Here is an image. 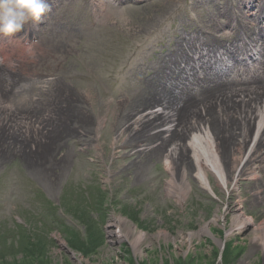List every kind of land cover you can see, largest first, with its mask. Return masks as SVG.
<instances>
[{"label":"rangeland","instance_id":"rangeland-1","mask_svg":"<svg viewBox=\"0 0 264 264\" xmlns=\"http://www.w3.org/2000/svg\"><path fill=\"white\" fill-rule=\"evenodd\" d=\"M207 1L152 0L122 8L106 4L107 10L87 35L48 38L34 50H15H20L21 67L9 75L17 80L8 106L0 103L4 111L0 119L7 113L22 118L25 111L42 109V103L51 98L46 95L58 86L73 98L78 115L94 127L104 117V124L96 134L100 149L94 147L95 131L86 133L89 139L75 133L60 140L48 152L53 157L48 162L51 168L45 165L47 173L28 164L34 145L32 151L26 150L27 160L16 154V146L31 136L32 128L33 140L46 133L42 127L29 121L27 129L20 128V122L14 136H0V264H264V252L253 240L254 231L264 224V201H251L257 187L264 191L262 175L255 188L241 178L238 184L228 183V192L209 177L214 197L190 173V189L178 203L165 193L169 175L160 158L138 159L124 144H114L121 111L134 101L143 102L139 74L143 77L147 69L154 71L158 66L154 47L182 29L183 14L191 10L195 16L204 12L209 16L216 3L224 2L214 0L210 5ZM88 2L79 0L76 10L87 8ZM94 12L97 16L100 10ZM111 42L113 48L97 56L96 49ZM31 117L49 119L44 111ZM38 155L33 161L44 165L47 153ZM61 160H65L62 166ZM261 168L263 174L264 164ZM238 205L253 225L225 239ZM215 215L223 218L212 224ZM116 218L127 220L136 233L144 235L139 254L134 253L130 239L118 242L108 237L110 226L114 231L119 227L114 225ZM205 224H210L215 240L197 234ZM190 234L195 237L187 242Z\"/></svg>","mask_w":264,"mask_h":264},{"label":"bare ground","instance_id":"bare-ground-1","mask_svg":"<svg viewBox=\"0 0 264 264\" xmlns=\"http://www.w3.org/2000/svg\"><path fill=\"white\" fill-rule=\"evenodd\" d=\"M186 43L188 46L185 53H192L194 56L191 62L193 64L198 62L201 67L208 66L206 60L209 57L216 56L218 59L221 55L213 49L202 51L203 44L199 39H191ZM6 57L9 58V54ZM10 62H14V59ZM10 70L6 68L2 73L0 69V73H9ZM172 76L177 81L181 77L180 74ZM5 79L3 76L0 78V89L4 96L10 94L8 81ZM185 82L188 80L183 79L179 84L181 87L176 88L178 92H174L166 88H156L150 80L140 81L142 88L139 91L143 94L141 96L144 98L143 102L134 101L127 111L124 113L121 111L114 144H124L130 154H137L138 159L143 157L142 160L150 161L160 158L169 175L165 193L178 203L184 201L190 189L189 178L192 177L202 189L214 197L215 192L209 177H212L217 187L225 192H228V183L238 184L241 178H245L248 185L255 188L264 177L261 168L264 164V85L256 82L241 85L238 78H233L221 86H212L209 89L218 90L216 94L199 95L198 99H192L194 92L190 84ZM66 93V90L55 86L50 94L46 95L51 98L42 103L44 106L42 109L25 111L22 118L7 113L0 119V136L8 139L15 135V131H19L20 122V128L27 129L29 121H34V127L37 128L38 125L39 128L42 127V132H46L45 134L43 132L44 135H41L39 140H33L32 128L29 134L31 136L23 139L19 147L16 146V149H19L16 154L20 159L27 160L26 156L29 155L27 151L28 149L32 151L33 145L36 150L34 156L39 154L38 156L44 157L47 153L44 165L40 161H33L34 156L29 160L28 164H33L31 167L37 171L43 172L51 168L52 164L49 163L53 156L48 152H53L64 137L77 133L80 138L89 139L86 133L92 134L95 131L96 141V134L104 124V117L99 119L97 126L94 127L84 116L78 115L75 111L78 107L74 104L73 98ZM117 108L119 109L118 106ZM40 111L46 113L48 122L31 117V114ZM94 147L100 149L101 145L96 141ZM2 148L3 145L0 144L1 151ZM142 160L136 159L139 164H143ZM64 163L65 160H61L58 164L62 166ZM47 164L49 169L45 167ZM253 194L251 201L260 203L264 201V191H260V187H257ZM240 209L242 207L238 205L232 213L231 227L226 231L225 239L233 231L242 233L253 225V221L245 219ZM222 218L215 215L211 223L216 224ZM114 225L119 227L114 231L110 226L108 237L118 242L130 239L134 253L139 254L144 235L136 233L134 227L125 219L116 218ZM197 234L207 235L215 240L210 232V224L202 226ZM253 235L254 242L260 245L264 252V224L260 225ZM194 237V234L187 235V242Z\"/></svg>","mask_w":264,"mask_h":264},{"label":"clouds","instance_id":"clouds-1","mask_svg":"<svg viewBox=\"0 0 264 264\" xmlns=\"http://www.w3.org/2000/svg\"><path fill=\"white\" fill-rule=\"evenodd\" d=\"M48 0H0V35L15 36L29 24H38Z\"/></svg>","mask_w":264,"mask_h":264}]
</instances>
